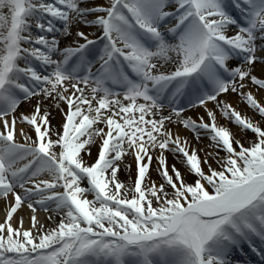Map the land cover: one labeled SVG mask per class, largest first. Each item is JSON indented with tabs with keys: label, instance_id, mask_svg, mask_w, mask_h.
I'll list each match as a JSON object with an SVG mask.
<instances>
[{
	"label": "snow or ice",
	"instance_id": "obj_1",
	"mask_svg": "<svg viewBox=\"0 0 264 264\" xmlns=\"http://www.w3.org/2000/svg\"><path fill=\"white\" fill-rule=\"evenodd\" d=\"M73 22L100 35L78 30L60 47L58 34L71 36ZM249 81L264 90V0H0V198L14 197L0 223V264H233L244 244L264 260L252 243L264 245V129L221 99L236 93L264 117V105L244 91ZM32 97L40 98L34 113L17 117ZM47 99L67 104L62 132L41 114ZM182 101L202 107L211 123L184 118ZM209 103L255 135L249 146L216 124ZM17 120L36 139L20 129L25 142H17ZM101 123L106 132L93 127ZM175 123L197 139L209 132L217 150L201 160L168 127ZM95 137L101 144L89 165L82 153L91 155ZM156 150L160 184L148 176ZM165 151L191 182L168 166ZM129 155L136 178L126 187L118 172L131 170ZM22 204L33 213L28 229L22 219L10 223ZM39 209L60 216L56 227H38Z\"/></svg>",
	"mask_w": 264,
	"mask_h": 264
},
{
	"label": "bare ground",
	"instance_id": "obj_2",
	"mask_svg": "<svg viewBox=\"0 0 264 264\" xmlns=\"http://www.w3.org/2000/svg\"><path fill=\"white\" fill-rule=\"evenodd\" d=\"M231 10V9H230ZM7 13V9L4 10ZM71 28V27H70ZM69 31L71 32V30L69 29ZM68 38L65 34L64 36L62 35L61 39H60V47H65L67 46L68 43ZM74 38V37H71ZM76 39V38H75ZM255 75H257L258 77L261 75L260 69L258 64L256 65L255 68ZM89 90H86V94H88ZM245 92L251 91L252 94L254 95V97L258 100L259 103H261L262 105H264V90H258V88L254 85H252V83L249 81L247 88L244 89ZM89 98H91V96L89 95ZM39 97L36 98V103H38L39 101ZM222 100L231 103L232 107L235 108L237 111H239L243 116L250 118L254 123H257L260 127L262 126L264 129V117L258 116L256 114V111L251 109L249 106H247L246 102L240 98L236 93H227L225 95H223L221 97ZM95 102V101H94ZM93 102V103H94ZM60 104V102H59ZM23 106V104H21ZM85 107V106H84ZM208 107L210 109H212L215 112L216 115V124L218 126H225L228 127L230 129V131L232 133H234L235 138L239 139L245 146H249L250 142L252 140L255 139L254 134H251L248 131H241V129L235 125L234 123L230 122L229 119L225 118L223 116V114L215 108L214 104L209 103ZM60 108L57 107V101L51 100V99H47L44 100L43 104L41 105V111H47L50 113V124L51 127L53 129V131H61L62 132V128L61 125L64 122V118L60 121V120H56L55 117V112L57 109ZM86 108V107H85ZM189 110V109H188ZM188 110H186L185 112L182 113V116L184 118H188L191 117L193 119H196L197 117H199V115L196 116V113H194V111L189 110V112H187ZM201 113L200 116L204 117L205 122H209L211 123L210 118L205 114V110H200ZM196 112V111H195ZM163 114L167 115L168 111L166 108H164L163 110ZM198 114V112H197ZM94 128H96V125L93 126ZM172 131H179L176 130L179 129L180 127L183 128L182 124L179 123H175V124H171L170 126H168ZM182 129L175 135H179L182 138ZM199 131V139H197V133L193 132L192 130L188 129V135L187 138H185L184 140L187 141V145L189 148V151H191L192 149H196L198 152V155L200 157L201 160H203L205 158V153L209 152V153H214L217 149L214 146H210L213 144V142L210 140V138L206 139L203 137L204 134H208L207 131L204 130H198ZM53 139H55L56 137L53 135L52 137ZM83 139V138H82ZM200 146H202L203 148L200 149ZM212 151V152H211ZM98 152V147H95L94 144L91 145V155H87L85 153H82V155L84 156V160L85 162L87 160H91L93 158V156H95ZM154 156V159L152 161V164L150 165L149 168V177L151 178L152 181H162V178L159 176L158 172H157V164H156V160L155 157L159 155V153H155L152 154ZM164 155L167 158V163L168 166L171 167V165L175 164L176 167L180 170V171H184L182 174L185 176L186 179L189 180V182H191V180L193 179L189 174H188V170L185 164L183 163H178L177 160L174 158V154L168 151H165ZM220 156H224L225 153L223 151L219 152ZM181 159H183L181 157ZM96 159H94L90 164L94 163ZM209 162L211 163L213 168H218V164L216 163L215 160H213L211 157H209ZM124 163L125 164H130L131 165V170H125L124 166L121 165V169L118 172V179L123 182L125 184L126 187H131L133 184V181L136 178V167L134 165H132L130 163V158L128 156L124 157ZM89 164V165H90ZM205 170H207L206 166H205ZM82 186L87 187V181L85 180L82 184ZM169 191H171L169 189ZM17 193H22V190L17 188L16 189ZM12 196L10 195L7 198H0V209H2L3 207H6V205L8 207L11 206V204L14 203V200L11 199ZM89 199H92V196L89 195L88 197ZM38 212H43L42 209H39L37 211ZM33 213L31 212V210L27 207L26 204H22V206L17 210V212L13 215V217H15L14 222H12L13 227H19V221L22 219V217H25L27 220L29 219L30 221V217ZM36 214V213H35ZM50 215H53L52 213H50ZM60 220V216L56 215L54 216L53 219H50V222H48V226L42 223H39V226H43L42 230H49L51 228L56 227V225L58 224ZM49 221V219H48ZM5 219L0 217V223H4ZM30 225L27 224H23V228L28 229L32 227L31 221L29 222ZM34 232H36V230L33 229V235L35 234ZM37 234V232H36ZM253 241H256L257 244L255 245L258 249L260 250H264V245L261 244V242L259 241L258 238H253ZM243 254L246 256H244L245 258H243V255L240 253V251L238 250H234L233 253L231 254V260L233 261V264H235L236 261H239L240 264H264V260H261V258L256 255L255 253H253L251 251V249L249 248L248 244H244L243 246Z\"/></svg>",
	"mask_w": 264,
	"mask_h": 264
},
{
	"label": "rangeland",
	"instance_id": "obj_3",
	"mask_svg": "<svg viewBox=\"0 0 264 264\" xmlns=\"http://www.w3.org/2000/svg\"><path fill=\"white\" fill-rule=\"evenodd\" d=\"M97 2L98 3H101V4H104V3H106L107 2V0H97ZM231 11H232V13H233V15H236V16H238L239 14L237 13V12H235V10L234 9H231ZM88 19L89 20H91V19H93V17L92 16H89L88 17ZM58 27H62V25H60V24H58L57 25ZM71 28H70V30H71V33H72V35L71 36H68V35H66L67 37H69L68 38V45H70L74 40H75V38L77 39V37L75 36V33L79 30V31H83L86 35H88L89 36V39H96V37L97 36H99L100 35V32H99V30L95 27V26H85L83 23H79V24H77V23H75V22H73L72 24H71V26H70ZM35 29H33V32H34V34H35ZM229 35H234L235 34V29L233 28V29H231L230 31H229V33H228ZM59 35V39H61V37H62V35L64 36V34H58ZM49 36H51V34H49ZM71 37H74V38H71ZM80 42L81 43H83L84 41L83 40H80ZM67 45V46H68ZM55 58V57H54ZM23 66V65H22ZM258 66H259V69H260V72H261V66L258 64ZM41 71H43L42 69H40ZM114 90H117V89H114ZM118 91V90H117ZM86 94V93H85ZM86 95H90L91 96V93H90V91H88V94H86ZM99 95H102V93H100V94H98V96ZM36 98L37 97H32V98H30V99H28V100H22V102L20 103V105H19V107L17 108V111H16V113H15V115L17 116V117H19V116H21V115H29V116H31L33 113H34V110H35V106H36ZM21 104H23V106L21 105ZM94 105H95V102L93 103ZM60 108L59 109H57L56 110V112H55V119L56 120H62L63 118H64V113H66L67 112V104L66 103H64V102H60ZM179 107H186L187 108V110L189 109V110H191L192 109V111H194V113H196V116L197 115H199L200 116V114L199 113H201V111L200 110H203V108L202 107H197V108H190V107H188L187 106V104H186V102H181L179 105H178ZM85 107L87 108V105H85ZM166 109H167V111H169V109H168V107L166 106L165 107ZM189 110L187 111V112H189ZM196 111V112H195ZM197 112H198V114H197ZM43 112L41 111V114H42ZM256 114L258 115V116H260L257 112H256ZM93 115H94V113H93ZM49 118V120H50V116L48 117ZM147 118V117H146ZM171 125V124H170ZM170 125H168V126H170ZM0 128H2V125H0ZM96 128H104V130H105V132L107 131V127H106V125L105 124H103V123H101V124H97L96 125ZM261 128H263L262 126H261ZM20 129H23L24 130V132H26L29 136H31L32 137V139H36V137H35V132H34V129H33V127L31 126V125H28V124H26L25 122H22V121H20V120H17V126H16V135H15V139L17 140V142H19V143H24L25 141H24V138L19 134L20 133ZM183 130L182 131V138H183V140L185 139V138H187V135H188V129H186V128H179V129H177L176 128V130ZM179 131H175V130H173L172 132L174 133V135H175V133L177 134ZM249 132L251 133V134H253L250 130H249ZM55 136V135H54ZM255 136V135H254ZM203 137L204 138H206V139H208V138H210V133L208 132V134H204L203 135ZM95 139V143H93L94 145H95V147H98V151H99V147H100V144H101V140H100V138L99 137H95L94 138ZM126 147V146H125ZM203 147L202 146H200V149H202ZM212 152V151H211ZM157 154V153H159V150H156V151H154L152 154ZM97 156H98V152H97V154L95 155V156H93V158L91 159V160H87L86 161V163L87 164H90L94 159H96L97 158ZM129 158H130V163L132 164V165H134L135 167H136V163H135V159H134V157L133 156H131V155H129L128 156ZM150 171V170H149ZM184 171L182 170L181 171V173H183ZM135 173H136V171H135ZM149 173H151V172H149ZM149 173H148V176H149ZM156 182V181H155ZM157 184H160V183H162V181H157L156 182ZM29 187H31V185H28ZM171 190V189H170ZM11 199H13L14 200V197H12ZM7 210H8V208H6V207H3L2 209H0V217H2V218H6V213H7ZM33 215V214H32ZM36 215V217H37V220L39 221V223H42V224H45V225H47L48 226V222H50V219H49V221H48V217L50 216V212H45V211H43V212H38V213H36L35 214ZM14 219H15V217H13V219L10 221V223H12V222H14ZM23 224H27V225H30L29 224V219L27 220L25 217H23ZM35 230V229H34ZM35 234L34 235H37L36 234V232H34ZM257 243L255 242V245H256ZM245 255L243 254V258H245L244 257Z\"/></svg>",
	"mask_w": 264,
	"mask_h": 264
}]
</instances>
